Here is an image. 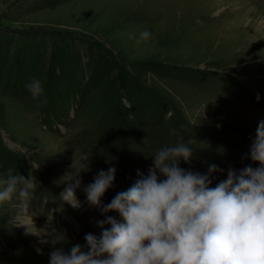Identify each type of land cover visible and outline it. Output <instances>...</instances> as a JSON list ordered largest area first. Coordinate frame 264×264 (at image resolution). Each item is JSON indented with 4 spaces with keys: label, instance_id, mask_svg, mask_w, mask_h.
I'll return each mask as SVG.
<instances>
[{
    "label": "rangeland",
    "instance_id": "obj_1",
    "mask_svg": "<svg viewBox=\"0 0 264 264\" xmlns=\"http://www.w3.org/2000/svg\"><path fill=\"white\" fill-rule=\"evenodd\" d=\"M34 2L43 1L0 0V43L10 41V36L13 41H31L26 46L47 41V51H33L31 58L26 49L16 57L13 44L0 65V99L6 109L0 143L17 159L18 165L7 164L8 169L27 177L31 160L40 165L34 175L41 186L29 211L37 216L36 225L44 227L46 216L55 210L53 226L68 238L56 247L68 251L72 244L84 245L86 233L100 234L95 222L103 219L99 210L87 205L82 189L77 191L84 204L81 209L58 198L67 187L63 178L74 153L89 157L83 186L92 183L101 169H117L103 203L131 187L138 171L147 175L151 156L163 145L192 140L194 158L190 165L181 162V167L206 174L215 164L222 171L213 174V186L227 178L229 167L259 166L244 157L264 120V0H54L40 9L30 7ZM145 30L152 33L147 41L140 38ZM61 44L81 55L87 66L71 118L57 125L44 117L43 98L34 99L26 85L37 78L45 97L54 87L59 101L68 105L69 74L81 63L72 68L78 58H64L57 51ZM51 65L52 74L59 69L63 73L56 83L47 78ZM151 66L170 76L156 74ZM99 67L100 79L112 81L124 75L161 99L157 114L155 103L146 107L145 115L132 110L138 100L129 95L132 83H122L121 90L114 83L115 91L109 90L110 81L108 86L97 80L87 84ZM53 103L47 101V106ZM163 106L168 113L162 114ZM116 116L129 123L125 134L113 132L111 121ZM7 168L0 163V175ZM15 212V201L0 205V264H50L52 244H42L40 238L26 236L23 228L9 223Z\"/></svg>",
    "mask_w": 264,
    "mask_h": 264
},
{
    "label": "clouds",
    "instance_id": "obj_2",
    "mask_svg": "<svg viewBox=\"0 0 264 264\" xmlns=\"http://www.w3.org/2000/svg\"><path fill=\"white\" fill-rule=\"evenodd\" d=\"M151 36L147 30L140 33L144 41ZM26 87L34 99L47 102L41 80L32 78ZM193 147L188 140L158 149L147 175L138 171L132 186L108 203L103 198L114 186L117 169H101L92 183L83 186L89 157L74 153L63 178L67 187L58 198L81 209L84 204L77 191L82 189L87 205L99 210L103 219L95 222L99 235L86 233L85 244H72L68 251L56 247L68 238L53 226L55 210L46 216L44 227H38L37 216L30 214L40 185L34 175L40 168L37 162L31 160L27 177L12 168L0 175V205L15 201L9 223L42 244H52L50 264H264V120L244 157L259 166L229 167L227 178L215 186L212 176L222 171L215 164L206 174L181 167V162L191 164Z\"/></svg>",
    "mask_w": 264,
    "mask_h": 264
},
{
    "label": "trees",
    "instance_id": "obj_3",
    "mask_svg": "<svg viewBox=\"0 0 264 264\" xmlns=\"http://www.w3.org/2000/svg\"><path fill=\"white\" fill-rule=\"evenodd\" d=\"M41 1H43L44 3L42 2L43 3L42 4L41 2H39V3L34 2L33 4L30 5V7L33 5V8L40 9L42 6L50 5L52 2H54V0H41ZM9 40L10 41H4V42L1 41V43H0V65L3 63V60H4V63L7 61L8 56L10 54V49L12 48L13 44H15L16 45L15 47L17 48L16 51L14 52V55H16V57L17 56L19 57L20 54L22 53V51L25 49L27 50V51H25L26 54H28V56H30V58L34 56L35 51H38L39 53H43V52L47 51V41L46 40L40 41L41 43L38 42L37 40H35L32 42V44H30L28 46H26L25 43H31V41H25V40L24 41L23 40L13 41L11 36H10ZM51 42H53V41H51ZM57 47H58L57 51H59L60 54H62L64 56V58L65 57L66 58L67 57L68 58L73 57L75 60H76V58H78V61L76 60L75 63L72 64V68H74L75 65H77V64L79 67V64L81 63L80 69L74 68L72 74H69L68 86L70 88V91H69L70 97L68 98V101H69L68 105L66 103H64L63 101H59L60 95H59V93H57L58 89H55L54 87H50L51 90L49 91V93L46 94V100L48 102L53 101L54 103H53V107H51V105L47 106L48 105L47 102L45 103L46 105L44 106V117L46 119H48V121L51 120L52 123H54V124L56 123L57 125H59L62 123L65 124V119L68 118L69 116H70L69 118H71L72 115L70 114V112L73 111L74 107H76V105H77V99H78L77 93L79 92L80 88L82 87L81 86L82 82L85 80V72L84 71L86 69L87 63L84 62V58H83V60H81L82 59L81 55H79V56L77 54L75 55V52L71 51L70 49H67V46H64V44L58 45ZM64 47L66 49H64ZM1 48L3 49L2 54H1ZM61 61H62V59H61ZM82 62L85 63V65ZM58 68H60V67H58ZM40 70H42V69L40 68ZM47 70H48V73L47 72L46 73H47V78L49 81H54L56 83V82L61 80L63 73H61V71H59L60 69L57 71L58 73L55 71V73L52 74L54 72V68L51 65L49 67V69H47ZM9 71L10 70H8V71L6 70L5 74L9 75L10 74ZM151 71L155 72L158 75L165 76L167 78H168V76H170L169 75L170 73L168 74V72H166V71H160L156 68V66H151ZM104 73H106V72H104ZM99 74H102L101 73V67H99V69H96V71L93 72L92 77H89L86 79L87 84H90L91 80L92 81L97 80V82L100 81V83H102V84L105 83L107 85L111 79H109V77H105V76L102 77V79H100L101 76L99 78ZM6 75H5V78L7 77ZM174 78H177V76ZM125 82H128L129 84L132 83L131 86L128 87V92H129V95L131 96V98L136 97L135 95L138 96L137 97L138 100L136 101V105L135 104L132 105V107H133L132 110L134 111L137 109L139 111V113H142V115H145L144 112H146L145 111L146 107L148 105H152L155 103L156 106L155 105L153 106V113L157 114V112H158V106L157 105H158V103H160L159 105L162 106V104H163L162 100L161 99H154V97L152 96L151 93H148V91L146 89H142L139 86L133 84V82L130 79H127L124 75L121 78H112V81L109 82V84H110L109 90L115 91V84L116 83L118 84V87L121 90V88H123L122 83H125ZM135 90L137 92H135ZM134 92L136 94H133ZM74 95L76 98L74 97ZM129 95H127V96H129ZM62 98H64V95ZM56 100H58V103H55ZM142 104L144 105V108L140 109V106H142ZM159 109H161L163 111L162 114L168 113V110L165 109V106L159 107ZM65 115H68V116L65 117ZM47 116H48V118H47ZM5 117H6L5 105L2 102V100L0 99V123L4 122ZM142 118H144V117L142 116L140 118V120L143 123ZM127 120L130 121L128 118H127ZM120 122L122 124H120ZM120 122H119L118 116L114 117V120L111 121V123L113 124V127H112L113 132H115L117 134H118V132L120 134H125L130 128L129 123L126 122V119H123L121 117H120ZM172 139L175 142V139L173 137H172ZM164 146L165 145H163V147ZM14 154L15 153L10 152L9 149L2 147L1 143H0V161H1L0 163L4 164L5 168H7V164L8 165L15 164V166L18 165L17 159L14 160V157L10 156V155H14ZM18 155H20V154H18ZM221 160H223V159H221ZM226 173H227V170H226Z\"/></svg>",
    "mask_w": 264,
    "mask_h": 264
},
{
    "label": "water",
    "instance_id": "obj_4",
    "mask_svg": "<svg viewBox=\"0 0 264 264\" xmlns=\"http://www.w3.org/2000/svg\"><path fill=\"white\" fill-rule=\"evenodd\" d=\"M10 148L14 149V148H18L16 146H13V145H9Z\"/></svg>",
    "mask_w": 264,
    "mask_h": 264
}]
</instances>
